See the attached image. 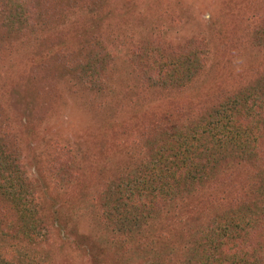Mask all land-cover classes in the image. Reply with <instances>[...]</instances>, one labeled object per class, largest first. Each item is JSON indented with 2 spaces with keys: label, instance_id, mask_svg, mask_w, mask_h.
Wrapping results in <instances>:
<instances>
[{
  "label": "trees",
  "instance_id": "obj_1",
  "mask_svg": "<svg viewBox=\"0 0 264 264\" xmlns=\"http://www.w3.org/2000/svg\"><path fill=\"white\" fill-rule=\"evenodd\" d=\"M100 1L0 0V39L7 43L5 32L46 33ZM259 1V12L237 16L249 26L247 38L264 47ZM147 48L134 55L137 88L154 98L172 95L177 110L150 127L139 115L135 134L132 122L124 125L117 140L136 165L120 177L105 175L107 184L93 200L97 221L117 239L116 253L141 256L146 264H264V70L212 102L185 109L180 92L204 71L207 45L196 40ZM107 54L86 56L88 87L97 86ZM103 84L95 90L102 92ZM131 100L118 107L134 108ZM16 135L0 104V264H53L43 238L50 220L25 173ZM165 231L175 240L168 251Z\"/></svg>",
  "mask_w": 264,
  "mask_h": 264
},
{
  "label": "rangeland",
  "instance_id": "obj_2",
  "mask_svg": "<svg viewBox=\"0 0 264 264\" xmlns=\"http://www.w3.org/2000/svg\"><path fill=\"white\" fill-rule=\"evenodd\" d=\"M99 3L86 11L74 10L46 33L20 37L5 32L7 43L0 39V104L17 134L25 173L50 220L43 238L50 242L53 264H146L141 256L116 253L117 239L97 221L93 201L107 184L105 175L120 177L136 165L117 140L124 125L132 122L128 128L135 134L142 125L139 115L148 119L149 125L142 126L150 127L177 110L172 95L156 96L162 99L158 100L137 88L134 55L150 45L205 42L206 67L190 89L180 92V105L186 109L212 102L263 72L264 47L247 38L249 26L237 16L251 17L262 4L259 0ZM83 48L86 55L81 61ZM102 49L108 53L104 73L97 86L88 87L83 78L85 58ZM102 84L105 89L97 92ZM125 97L133 99L134 108L118 107ZM142 145L138 142L135 148L142 150ZM167 234L161 241L168 243V251L175 240Z\"/></svg>",
  "mask_w": 264,
  "mask_h": 264
}]
</instances>
